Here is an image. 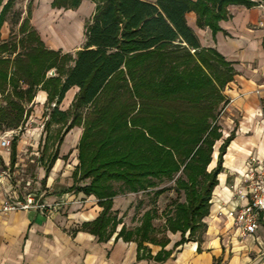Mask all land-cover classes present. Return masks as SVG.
<instances>
[{
  "label": "trees",
  "instance_id": "1",
  "mask_svg": "<svg viewBox=\"0 0 264 264\" xmlns=\"http://www.w3.org/2000/svg\"><path fill=\"white\" fill-rule=\"evenodd\" d=\"M15 0L0 9V27ZM81 0H51L52 7L75 8ZM94 11L84 23V44L74 54L45 46L29 24V8L8 39H0V130L16 129L30 112L38 88L50 108L43 122L41 158L45 172L57 156L62 136L81 126L76 144L74 183L101 206L79 229L107 240L120 218L112 199L128 192L148 191L164 179L173 181L172 200L160 227L147 207L140 223L116 234L136 243V257L160 262L171 250L166 231L180 233L174 247L199 241L205 229L209 200L230 132L218 146L216 163L208 169L213 145L221 137L217 117L227 100L222 89L235 70L215 49L200 45L187 25L194 11L196 25L213 34L229 16V4L254 5L252 0H91ZM1 4V0H0ZM19 12H13L12 24ZM78 89L66 109L58 107L65 92ZM53 104V105H51ZM264 115V100L262 101ZM53 128V129H52ZM12 139V150L14 146ZM13 155V154H12ZM13 157V156H12ZM164 188H157L158 195ZM160 249L152 256L147 244Z\"/></svg>",
  "mask_w": 264,
  "mask_h": 264
},
{
  "label": "crops",
  "instance_id": "2",
  "mask_svg": "<svg viewBox=\"0 0 264 264\" xmlns=\"http://www.w3.org/2000/svg\"><path fill=\"white\" fill-rule=\"evenodd\" d=\"M252 1L255 4L251 6L229 4V16L218 21L219 29L213 34L209 27L196 25L194 11L185 13V21L200 45L215 49L235 70L232 80L222 89L227 102L217 120L221 137L213 145L208 169L216 163L222 140L230 132L233 136L222 155V168L211 192L208 214L202 218L205 229L200 240H189L174 247L180 233L166 231L169 241L163 249L171 253L165 260L137 258L134 241L116 238L121 224L126 226L124 214L136 196L132 192L113 197L111 210L121 223L107 240H98L94 234L79 229L81 223L93 220L101 211L92 194L76 188L87 180L74 183L72 179L78 162L76 144L81 126H72L62 136L57 156L47 172L40 160L44 135L41 138L39 133L37 141L33 139L28 143L30 130L4 128L0 133L10 135L11 141L15 139L13 150L11 144L0 147V164L9 171L21 157L22 149L28 144L37 147L40 143L35 165L36 184L39 201L47 208L43 211L36 208L0 211V264H264V222H260L254 232L238 238L232 221L218 212L220 207L232 204L231 186L240 182L245 161L250 156L264 158V7ZM6 2L1 0L0 9ZM50 3L51 0H15L0 27V39L6 40L12 33L13 12L20 13L14 23L17 28L29 8V24L45 46L74 54L84 44V23L94 11V2L81 0L75 8H57ZM77 89L72 86L65 92L58 105L60 109L68 108ZM45 102L46 92L38 88L27 105L30 112L25 121L30 127L45 116ZM3 103L0 94V104ZM13 184L11 178L10 185ZM2 199L0 192V202ZM53 203H59L57 209L51 208ZM147 247L152 256L160 249L159 245L150 243Z\"/></svg>",
  "mask_w": 264,
  "mask_h": 264
},
{
  "label": "built area",
  "instance_id": "3",
  "mask_svg": "<svg viewBox=\"0 0 264 264\" xmlns=\"http://www.w3.org/2000/svg\"><path fill=\"white\" fill-rule=\"evenodd\" d=\"M257 5L264 7V0H256ZM264 68V66H263ZM11 136L0 133V147H8ZM12 175L0 164V192L3 199L0 211L9 212L18 209L36 208L45 210L47 205L39 201V197L27 194L19 197L14 185H10ZM7 184V187L4 186ZM9 185V186H8ZM232 204L220 207L219 213L230 219L235 226L237 237L241 238L256 230L260 222H264V158L250 156L242 168L240 182L231 186ZM59 203H53L51 208L57 209Z\"/></svg>",
  "mask_w": 264,
  "mask_h": 264
},
{
  "label": "rangeland",
  "instance_id": "4",
  "mask_svg": "<svg viewBox=\"0 0 264 264\" xmlns=\"http://www.w3.org/2000/svg\"><path fill=\"white\" fill-rule=\"evenodd\" d=\"M11 31L14 33V35H17V28L14 24L10 26ZM43 111H45L47 114L50 111V108H43ZM221 111V109H220ZM220 114V113H219ZM47 118V115L44 117H40L38 120L40 122H34V125L30 127L28 123L24 120L22 123V126L20 129L22 131L26 132V130H30L31 134H29V137H31L28 143H32L33 139L37 141L38 135L40 133V137L42 138L44 135V129H43V122ZM219 118V115L217 117V120ZM37 125V126H36ZM33 128H38L37 131H32ZM4 129V128H3ZM9 129V128H5ZM53 129V128H52ZM2 130V129H1ZM19 130V129H18ZM40 144V143H39ZM36 147V145L32 146H26L21 151V157L15 162V165L11 166L10 172L12 173V180L14 182V189L16 191V194L18 195H35L36 197H39L38 195V186L36 184V173H35V165H36V157L40 153V145ZM35 154H33V153ZM173 181L164 179L161 181H157V185L148 191L144 192H138L134 196V203L128 209V211L125 212L124 215H126L125 218V224L127 228H133L137 226L140 223L141 214L147 207H152L156 211V216L152 220L153 224L156 227H160V225L163 223L164 220V213L166 210L169 209V206L171 205V201L175 200L180 197L176 192L173 191ZM157 188H164V192L161 194H154L153 192Z\"/></svg>",
  "mask_w": 264,
  "mask_h": 264
}]
</instances>
